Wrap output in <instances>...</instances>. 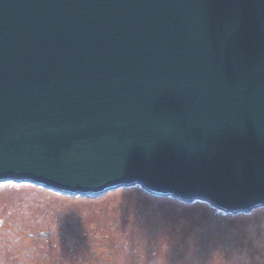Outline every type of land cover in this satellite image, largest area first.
<instances>
[{
  "label": "water",
  "instance_id": "water-1",
  "mask_svg": "<svg viewBox=\"0 0 264 264\" xmlns=\"http://www.w3.org/2000/svg\"><path fill=\"white\" fill-rule=\"evenodd\" d=\"M5 182L264 209V0H0Z\"/></svg>",
  "mask_w": 264,
  "mask_h": 264
},
{
  "label": "rangeland",
  "instance_id": "rangeland-1",
  "mask_svg": "<svg viewBox=\"0 0 264 264\" xmlns=\"http://www.w3.org/2000/svg\"><path fill=\"white\" fill-rule=\"evenodd\" d=\"M0 264H264V209L224 214L137 185L82 198L0 183Z\"/></svg>",
  "mask_w": 264,
  "mask_h": 264
}]
</instances>
